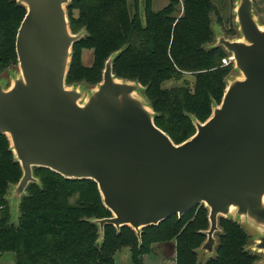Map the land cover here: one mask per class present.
I'll return each mask as SVG.
<instances>
[{
	"label": "water",
	"instance_id": "95a60500",
	"mask_svg": "<svg viewBox=\"0 0 264 264\" xmlns=\"http://www.w3.org/2000/svg\"><path fill=\"white\" fill-rule=\"evenodd\" d=\"M14 1L25 16L15 38L19 73L9 88L0 84V134L22 171L15 203L38 183L33 168H45L97 185L111 213L94 220L101 235L110 225L140 238L144 228L204 205L209 228L199 252H213L218 218L233 216L261 230L252 248L264 254V27L252 0H236L240 39L218 34L213 46L231 56L240 77L226 84L205 122L193 120L194 135L180 144L155 126L138 96L141 85L115 78V55L86 96L66 86L72 45L83 36L70 31L71 0Z\"/></svg>",
	"mask_w": 264,
	"mask_h": 264
},
{
	"label": "trees",
	"instance_id": "16d2710c",
	"mask_svg": "<svg viewBox=\"0 0 264 264\" xmlns=\"http://www.w3.org/2000/svg\"><path fill=\"white\" fill-rule=\"evenodd\" d=\"M153 0H71L67 6L72 34L84 31L72 45V59L66 86L84 81L101 82L104 63L115 55L112 73L117 79L141 85L154 124L174 144L195 133L193 120L203 123L212 112V101L220 104L230 67H221L226 52L210 46L212 0H182L183 13H176V1L159 11ZM142 3V4H141ZM25 8L14 0H0V70L16 62L15 38ZM234 35V31L231 32ZM90 51L92 62L84 66L82 55ZM194 82L177 83L183 74ZM38 183H31L18 203L17 225L10 224L9 186L22 176L8 139L0 134V255L12 253L14 264H114L121 249L130 251L133 264L152 252L154 244L175 241V264H196L195 250L208 228L203 205L173 215L156 226L141 230L140 240L129 227L119 231L106 225L100 244L94 220L111 217L103 206L92 180H68L45 169L33 168ZM222 229L217 257L206 264H254L256 257L244 252L248 236L235 221L218 218Z\"/></svg>",
	"mask_w": 264,
	"mask_h": 264
},
{
	"label": "rangeland",
	"instance_id": "374dc122",
	"mask_svg": "<svg viewBox=\"0 0 264 264\" xmlns=\"http://www.w3.org/2000/svg\"><path fill=\"white\" fill-rule=\"evenodd\" d=\"M171 1H176L175 6H176L177 11L174 14V16L180 17L183 13L182 0H153L152 10L159 11L163 9L164 7L168 6ZM212 3L214 6V12L210 14V28L214 36V41L211 45H207V48L210 46H214L216 44V37L218 34H222L226 39H229V40L240 39V36L238 34V31L235 25V16H234L236 0H212ZM252 3H253L254 17L256 21L258 22V24L264 27V0H252ZM66 14H67V10H66ZM67 19H68V15H67ZM68 23H69V19H68ZM233 31H234V35H232L231 33ZM78 33H82L84 35L83 30L79 31ZM227 55L228 54H226V56ZM71 59H72V49H71V55H70V62H71ZM82 62L84 66H87V67L90 66L92 62V54L90 51L83 52ZM220 64H221V67H225L222 65V62H220ZM228 66L230 67V71L224 78L225 85L229 81L240 77V74L235 70L233 63H230L226 67ZM18 73H19V70H18V62H17V56H16L15 63L13 62L9 63L3 66L2 69L0 70V84H2L5 89L9 88L12 83V78L17 76ZM185 82H188L189 86H191L194 82L193 76L185 73L183 74V77L181 78V80L178 81L177 83L169 82V83H166L165 86L166 87L168 86L171 87L175 85L179 86V85H183ZM95 86L96 85H90L84 81H80L78 83H73L69 87H75L76 89L82 88L84 90V96H86ZM142 90L143 89L140 90V92L138 93V96L150 108L149 103L147 102L145 96L142 93L143 92ZM213 105L218 106L219 104H216L214 101H212V106ZM15 186L16 185L9 186V190L6 196V199L9 202L8 205H9V213H10V224L12 225H17L18 218L20 215L19 209H18V203H15V201L12 198V191ZM204 208L207 210V214H208V209L205 206ZM225 219L227 220L229 219L230 221H235L240 226V228L246 233V235L248 236V243L244 247V252L249 253L252 256H255L257 258L254 264H261V262L264 260V254L255 252L252 248V246L255 244V238L262 234L261 230L253 227L247 221L236 220L233 216L229 218H225ZM207 221H208V215H207ZM208 228H209V221H208ZM208 228L206 230L201 231V233L205 235V239L202 242V244L206 240L205 232L208 230ZM119 230L116 229V231H119ZM221 230L222 229L220 228L218 224V231L214 233L216 244L214 246L213 252L210 255H207L205 252H199V248L202 246V244L200 245V247H198L195 250V253L197 255L196 264H206L210 260L216 259L217 257L216 248L218 247V244H219V235L222 234ZM102 239H103V235L100 234V230H99V238H98L97 243L100 244L102 242ZM138 240H140V238H138ZM151 250L152 252L150 254L145 255L141 258V264H175V255H176L175 241L154 244L151 246ZM113 260H114V264H133L130 251L127 248L121 249L120 251L116 252ZM0 264H14V255L12 253L1 254Z\"/></svg>",
	"mask_w": 264,
	"mask_h": 264
},
{
	"label": "built area",
	"instance_id": "2783aa9c",
	"mask_svg": "<svg viewBox=\"0 0 264 264\" xmlns=\"http://www.w3.org/2000/svg\"><path fill=\"white\" fill-rule=\"evenodd\" d=\"M221 62H222V65H223V66H227V65H229L230 63H232V58H231V56L227 55L225 58H223V59L221 60Z\"/></svg>",
	"mask_w": 264,
	"mask_h": 264
}]
</instances>
